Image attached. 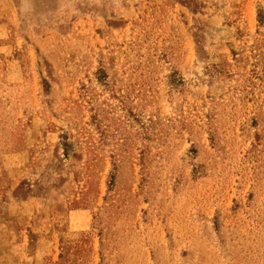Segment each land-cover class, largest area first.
Instances as JSON below:
<instances>
[{"label":"rangeland","instance_id":"1","mask_svg":"<svg viewBox=\"0 0 264 264\" xmlns=\"http://www.w3.org/2000/svg\"><path fill=\"white\" fill-rule=\"evenodd\" d=\"M0 264H264V0H0Z\"/></svg>","mask_w":264,"mask_h":264}]
</instances>
